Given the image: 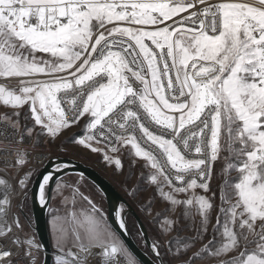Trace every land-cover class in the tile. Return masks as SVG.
Here are the masks:
<instances>
[{"label":"snow or ice","instance_id":"snow-or-ice-1","mask_svg":"<svg viewBox=\"0 0 264 264\" xmlns=\"http://www.w3.org/2000/svg\"><path fill=\"white\" fill-rule=\"evenodd\" d=\"M0 105V146L17 172L15 184L0 177V237L28 264L41 252L48 264L31 220L25 231L13 211L33 184L51 215L52 264H143L123 216L114 227L80 190L83 173L61 178L74 164L49 156L50 170L27 168V141L34 151L74 127L68 142L118 173L124 149L147 169L140 179L164 205L144 241L152 264H264V0H0ZM143 211L153 216L151 201Z\"/></svg>","mask_w":264,"mask_h":264},{"label":"rangeland","instance_id":"rangeland-1","mask_svg":"<svg viewBox=\"0 0 264 264\" xmlns=\"http://www.w3.org/2000/svg\"><path fill=\"white\" fill-rule=\"evenodd\" d=\"M10 111L9 109L4 108L2 105H0V113H4ZM23 112L21 114V123H24L23 120ZM83 123V121H81ZM28 124L31 125V123L28 121ZM38 130V129H37ZM78 130V128H74V131H67L63 137H60L54 144H46L43 141L36 147V151H44L51 153L52 158L56 157H64V158H71L73 160H76L78 162H81L85 165H88L92 168H95L100 174H102L104 177H106L116 188L117 190L124 195V197L132 204L135 211L140 215V217L143 219L146 228L149 233L150 240L155 236L157 231V226L152 222L155 212L158 210H162L164 205L160 202L159 197L155 195L154 188L150 187L148 184H146L144 181L140 179L141 171L143 170L144 174L147 175V169H142V161L136 160V162H133L132 157L128 154V149H124V152L120 154V159L124 163V167L122 170L118 173L115 166H108L105 164V162L102 160L101 156L97 154H92L88 151H85L83 149H80L71 143L68 142L69 138L74 134V132ZM81 131V130H80ZM61 147L67 149L66 152L60 151ZM50 149V151H49ZM220 163L218 162L215 165L214 175L211 182V187L213 191H217L221 183V180L219 178V171H220ZM77 176L75 174H69L64 178L69 183H74L77 180ZM35 179V177H34ZM32 186H30L31 189ZM80 190L87 196H89L94 203L102 209L104 214L107 216V203L104 195L101 193V191L89 180L84 178L81 180V188ZM133 190H136L135 197L130 196L128 193L132 192ZM23 198H19V200L14 204L13 211L18 212L23 211L26 212V215L28 216V219L32 222V230L34 226V219L32 214V206H31V197H30V190L28 192V197L25 201L22 200ZM149 201L152 202V210H153V216H148L143 211V207L149 203ZM217 205L219 204V199L216 201ZM16 205H20L21 208H17ZM52 209L59 208L60 213L63 214L65 211L64 206L59 203L58 200L52 199L50 204ZM86 203L80 202L78 200L77 202V208L80 207H86ZM70 207V205H69ZM119 214L123 216L127 228L133 234L142 249L146 251L144 238L140 237V230L138 229L137 223L133 216L127 212V208L125 206H121ZM23 215L21 214L20 217ZM108 218V217H107ZM50 220L51 215L48 209V224H49V233H50V239H51V245L53 248V240L51 235V228H50ZM213 223H215V212L213 213ZM25 231H28L27 227V221L25 220ZM35 232V231H34ZM183 235L187 236L191 233L189 231H184L182 233ZM167 259V257H166ZM90 264H100V258L95 257L90 259Z\"/></svg>","mask_w":264,"mask_h":264},{"label":"water","instance_id":"water-1","mask_svg":"<svg viewBox=\"0 0 264 264\" xmlns=\"http://www.w3.org/2000/svg\"><path fill=\"white\" fill-rule=\"evenodd\" d=\"M61 161H70L72 164L75 165L74 169L68 170L69 174H75L79 175V173H83L84 178L89 180L91 183H93L104 195L107 203V217L110 223L113 224L114 227H118L116 221H117V213H119L121 206H125L127 208V212L133 216L135 221L138 224L139 230L141 228L143 229V232H141L144 241L145 238H147L149 241V233L146 228V225L143 221V219L140 217V215L135 211L132 204L124 197L123 194H121L117 188L100 172H98L95 168H92L88 165H85L81 162H78L76 160H73L71 158H64L59 157ZM55 160V158H53ZM45 166L50 170L54 165L48 161L39 172L43 171L45 169ZM64 177V176H62ZM61 177V178H62ZM38 179V177H35V180ZM38 191L35 184L32 185L30 189V197H31V206H32V214L34 219V226L33 229L37 235L38 240H41L46 246H47V255L46 258L48 260V264H52L53 256H52V245H51V239H50V233H49V224H48V209L49 208H42L39 204L38 198L34 197V194ZM49 204H51V200L49 201ZM24 217V215L22 213ZM28 218V217H27ZM125 241L127 242L128 246L136 253V255L143 261V264H152L153 257L148 254L144 249H142L134 237L131 235L130 231L127 228V235L123 237ZM45 260V254L43 257L44 264Z\"/></svg>","mask_w":264,"mask_h":264},{"label":"built area","instance_id":"built-area-1","mask_svg":"<svg viewBox=\"0 0 264 264\" xmlns=\"http://www.w3.org/2000/svg\"><path fill=\"white\" fill-rule=\"evenodd\" d=\"M29 122L32 123L30 120ZM3 143H7V141H3ZM25 147L28 148L31 154V162L27 165V168H32L36 171L38 169H41L49 161L48 157L52 155L49 152L47 153L44 151H36V149L33 151L31 141H27ZM41 157H43V162H41ZM14 160L15 155L11 151L3 150L2 146H0V177H4L12 184H15L14 177L17 176L16 169L12 167ZM27 168L25 170H27ZM20 174L22 175V173ZM21 197L23 198V196L21 195H14L13 205ZM0 250H9L13 253L12 256L6 258L8 260H11L12 264H28L26 258L23 256L22 251L16 247L10 237H0ZM44 254L45 253L43 252L40 253L37 264H42ZM52 256H54V252H52ZM0 264H4V262L0 261Z\"/></svg>","mask_w":264,"mask_h":264},{"label":"trees","instance_id":"trees-1","mask_svg":"<svg viewBox=\"0 0 264 264\" xmlns=\"http://www.w3.org/2000/svg\"><path fill=\"white\" fill-rule=\"evenodd\" d=\"M77 133H80V131H78V132H76V133H74V134H77ZM40 171V169H38L37 170V172H39ZM34 179V178H33ZM35 180V179H34ZM32 186V185H31ZM29 190H30V188H29ZM23 214L24 215H26V212L25 211H23ZM26 217H28L27 215H26ZM137 223V222H136ZM137 226H138V224H137ZM138 229H139V227H138ZM129 230V229H128ZM140 232V231H139ZM131 233V232H130ZM133 237H134V239L136 240V242L138 243V245L140 246V244H139V242H138V240H137V238L133 235V234H131ZM140 237L141 238H143V236H142V234H141V232H140ZM141 247V246H140ZM142 248V247H141ZM148 254H150L148 251H146Z\"/></svg>","mask_w":264,"mask_h":264},{"label":"crops","instance_id":"crops-1","mask_svg":"<svg viewBox=\"0 0 264 264\" xmlns=\"http://www.w3.org/2000/svg\"><path fill=\"white\" fill-rule=\"evenodd\" d=\"M74 128H78V130H76L74 133H76V132H78V131L81 130L79 127H74ZM74 128H72L71 130H68V131H74ZM123 152H124V150H123ZM122 165H123V167H124V163H123V161H122ZM75 176L78 177V175H75ZM64 178H66V176L62 177L63 180H65Z\"/></svg>","mask_w":264,"mask_h":264},{"label":"flooded vegetation","instance_id":"flooded-vegetation-1","mask_svg":"<svg viewBox=\"0 0 264 264\" xmlns=\"http://www.w3.org/2000/svg\"><path fill=\"white\" fill-rule=\"evenodd\" d=\"M22 200L25 201L26 199L23 197ZM20 219H21V222H22V223H25V217H24V216L20 217Z\"/></svg>","mask_w":264,"mask_h":264},{"label":"bare ground","instance_id":"bare-ground-1","mask_svg":"<svg viewBox=\"0 0 264 264\" xmlns=\"http://www.w3.org/2000/svg\"><path fill=\"white\" fill-rule=\"evenodd\" d=\"M66 132H67V131H66ZM66 132H65V133H66ZM65 133H64V134H65ZM61 137H63V135H62Z\"/></svg>","mask_w":264,"mask_h":264}]
</instances>
